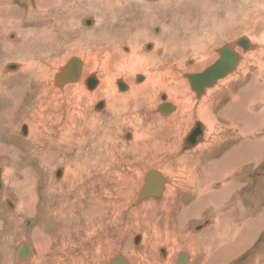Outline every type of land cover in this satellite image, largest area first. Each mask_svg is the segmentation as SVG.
Instances as JSON below:
<instances>
[{"label": "rangeland", "instance_id": "rangeland-1", "mask_svg": "<svg viewBox=\"0 0 264 264\" xmlns=\"http://www.w3.org/2000/svg\"><path fill=\"white\" fill-rule=\"evenodd\" d=\"M18 1H13V4L18 8H15L13 12H9L12 16L10 18L13 19H7L4 15L6 12H0V73H14L11 74L13 76L9 80L0 83V150H3L0 151L2 153L0 154V169H2L0 174L2 183L0 189V264H109L118 255L123 256L128 264H176L175 261L177 257L179 260L181 254H186L188 261L191 260L189 251L183 248L181 244L188 245V241L191 243L194 237L210 229L214 222L213 214H198L183 224L185 218L179 217V214L175 216L177 210L175 208L172 209L170 214H167L160 209L153 210L151 208L152 210L146 211L142 210L141 207L152 202V200L156 204L164 201L167 189L172 187L178 169L183 175H188V171L192 166L191 162H184L181 164L182 167L177 165V161L186 154L192 153L196 146L185 148L184 141L195 126L194 124L197 122L202 124L203 122L195 118L188 119L186 116L188 121L179 125L175 123L163 127L158 123H154L150 127L153 120L158 118L168 119L171 113L175 111L168 114L156 113L155 116L147 115L149 111L154 113L157 106L161 104L160 95H166V100L176 108V105L168 98L166 91L155 92V96L152 95L151 97L154 98L152 99L154 101L150 103V106L146 107L143 104L142 107L137 109L147 128L144 139L137 143V146L131 143L134 133L128 123L122 128L119 127L115 133L116 135H113V139L115 138V144L112 145L113 156L109 161H106L109 165L105 169L103 167V171L106 172L105 175L107 174L108 177L105 179L98 175L99 181L96 180L94 183L84 180L85 176L82 177V180L77 179L78 181L75 182L68 179L71 183L66 185L67 188H64L62 186L65 184L62 183L63 176L69 166L61 163L57 158L62 155L61 157L66 161L67 156L53 150H49V154L40 149L31 153L30 151H33L32 143H25V141L30 142L38 136L36 132L29 136V126L32 120L31 118L30 120L22 119L20 115L23 114L24 118L27 115H32L31 112L34 110L36 103L32 100L31 82L27 81L29 74L26 72L25 76L18 75L15 77L19 72L4 71L3 67L6 64L15 63L22 66V62L30 64V72L32 73L30 77L39 76L41 71L44 70L48 85L50 84L49 87L59 92L54 88L55 86H52L53 76L70 58L77 57L83 62V70L85 71H82L80 80L74 84L82 83L87 93H91V91L93 93V90L95 91L97 87L88 91L83 81L95 73L98 82H100V73L98 69H86L85 59L87 57L84 58L83 54L94 56L101 55L104 52L106 54V48L110 47L111 49L107 52L113 56L112 54H116L113 52L122 47L123 53L139 54L145 59L162 55H165L166 58L171 56L172 59H166L168 62L163 67L145 69L144 73H159L158 71H161L166 74L161 77L162 83H166L168 75L169 79L175 80L173 85H180L183 92H188L192 102L198 103L199 99H196L193 95L194 92L184 74L203 72L219 59L218 49L240 38L249 39L257 47V40L254 37L259 38L260 35L264 34V0H162V2L161 0H143L144 3L151 4V10L144 7L145 4L143 5L142 0H128V2H123L124 6H121V8L116 6L113 9L108 8L106 0H45V3L50 5L42 8L44 10L43 15L41 11L30 14L27 7L28 1ZM58 1H61L60 6H51V4L54 5ZM30 5H34V0H30ZM204 9L206 10L204 11ZM91 18L94 21L93 24H91ZM248 21L251 23L249 26ZM14 26L17 31L14 30ZM33 28L37 31L29 35ZM42 29L47 32L40 33ZM120 30L128 31L130 34H123V39L117 40L113 34ZM33 34L35 37H33ZM157 40L160 41L159 46L156 45ZM133 46L136 48L132 49ZM259 50L260 48L253 51L248 50L247 53L239 50L238 53L242 57V62L240 61L239 65L245 62L244 57L246 54H253V52ZM170 51L172 54H170ZM262 51L264 52V50ZM173 53H176L175 58ZM104 54L101 55V60L104 59ZM110 61L104 60V63ZM249 61L250 68L253 69L255 64L252 65L253 60ZM144 66L146 67V64ZM110 73L112 74V67ZM144 73L131 75V83L133 85L144 84L146 81ZM138 75L143 76V80L137 83L136 76ZM123 78L120 75L114 77L113 84L117 96L125 95L130 91L131 83ZM117 80L123 81L127 86L126 91L117 89L115 85ZM25 85L28 87L23 89L22 87ZM239 86L240 84L235 85L232 90H236ZM21 89H23L21 94L17 95V92L20 93ZM64 92L59 93L63 95ZM87 97H84L85 105L89 101L92 103L90 107H86L85 112L106 116L108 109L105 107H108V105L106 104L103 107V102L108 103L107 100L102 97L97 99L95 94L87 95ZM234 100L231 99L230 102ZM136 101L140 102L141 100ZM30 103L32 111L25 113L24 107L30 105ZM97 103H102V106L95 107ZM123 107L127 112L124 114L123 110L119 109L117 118L129 116L131 111L135 109L133 101ZM25 108L27 109V107ZM252 112L260 117L258 118V126L262 128L264 114L261 113L260 107L255 108ZM261 114L262 116H260ZM108 119L110 122H116L111 118ZM103 122L106 126L110 124V122ZM152 126L153 130L151 129ZM205 126L203 135L197 145L204 144L207 139L209 140L207 142H210L212 139L218 140L220 137H224L222 132L226 133L225 136H228V133L222 131L217 124L214 129L217 134L210 136L207 133V126ZM23 128H25V131L28 130L27 134L22 133ZM30 129L32 128L30 127ZM126 135L129 136L127 139H125ZM149 135L153 138L151 139ZM28 137L29 140H25ZM50 138L54 139L53 136ZM50 138H47L49 139L48 144L52 145L53 141ZM163 141L165 144H163ZM121 143L133 144L134 146L132 145L133 148L131 146L132 149L128 150L129 147H123ZM218 146L219 144L214 146L213 149L218 150ZM228 146H230V143ZM123 149L127 150V154L122 153ZM220 152L214 151L213 156L205 157L199 163V166L206 167L208 178V173H211L214 167L211 166V163L220 158L222 155ZM155 155L161 158L162 162L160 164L167 166L170 175L165 174L164 169L156 164L154 165L153 161L150 160ZM114 157L116 158L113 159ZM137 157L139 158L137 159ZM40 160L42 161L40 162ZM263 160L262 158L261 164L253 171L244 168V172L239 177L241 184L247 186V189L243 190L240 195L243 203L248 201V204H250V200H259L264 195ZM73 167L70 166V170L74 172ZM60 169L61 171H59ZM80 170H83V168H79ZM149 171H157L165 176L163 177L167 180L166 190L158 198L151 197L137 202L145 182V176ZM122 176L124 177L122 178ZM206 176L201 179L206 180ZM12 181L35 186L32 191L34 195L30 193V197L32 195L35 199L30 214L22 215L16 211L19 201L16 199L17 195L13 192L14 189L10 184ZM74 183H77L76 186ZM218 185L220 186L219 183H216L214 186H210V189H213L212 191L218 190ZM44 190L51 192L46 195ZM210 203L205 202L202 206L209 205L212 210L214 208ZM181 206V209L185 210L187 207L189 208V202ZM214 211L216 210L212 212ZM57 212H60L58 218L54 217ZM216 212L218 213V210ZM224 213H226L225 217L230 220V214L232 213L230 209H225ZM244 214L248 215L247 212ZM64 223H67V225H63ZM205 223V228L195 230V228ZM147 229H149L148 234H145ZM221 231L225 233L222 229ZM224 233L213 235L219 240L226 238L224 242L235 241L236 236L232 238V235H225ZM208 235H206L204 241L202 240L205 243L204 248L208 246ZM137 236H141V240L134 244L133 240ZM153 237H159V241L151 240ZM168 238L173 243L163 245L160 240L164 239V242ZM210 240L213 241L212 237ZM22 243L29 245L32 256L25 262L16 263V247ZM170 247H176V250L172 253L171 258H168ZM162 249H164L166 255L161 254ZM244 252L238 263L248 264L256 259L260 262L259 264L264 263V226L259 229V232L252 239L250 248Z\"/></svg>", "mask_w": 264, "mask_h": 264}, {"label": "bare ground", "instance_id": "bare-ground-1", "mask_svg": "<svg viewBox=\"0 0 264 264\" xmlns=\"http://www.w3.org/2000/svg\"><path fill=\"white\" fill-rule=\"evenodd\" d=\"M13 1L14 0H0V12L1 11L6 12L4 15L6 16L7 19H13V18H10L12 16L9 12H13L15 8L16 9L18 8V6H15L13 4ZM26 1H28L27 7L30 10V14L31 13L33 14V12L37 13L38 11H41L43 15L44 10L42 8H46L47 6L50 5V4H46L45 0H34V5H30V0H26ZM49 1H52V0H49ZM125 1L128 2V0H106V5L110 9H113V7L115 8L116 6L121 8V6H124L123 2ZM164 1H169V0H164ZM58 2H56L54 5L51 4V6H60L61 1H58ZM144 4H145L144 7H147L150 10L152 9V7L150 6L151 4H147L143 2V5ZM155 6H158V5H155ZM205 10L206 9H204V11ZM37 15L39 16V14ZM111 15L113 14L111 13ZM90 20H91V24H93L94 22L93 19L91 18ZM103 20H104V17H103ZM9 21H12V20H9ZM250 24L251 23L248 21V26ZM13 28L14 30L17 31L15 26ZM43 29L40 33L47 32V31H44ZM32 30L30 31L29 35L37 31L34 28ZM127 32L128 31L120 30V31L114 32L113 35L115 36L117 40H122L123 34L125 35L130 34L129 32L128 33ZM33 37H35L34 34H33ZM254 39L257 40V47L247 38L246 40L248 41V44H249V47L247 48H243L242 46L238 45L236 41L230 44H227L231 46V49L238 56L237 64L229 74H227L225 77L216 81V83L213 86L209 88L204 87L203 93L200 94L199 96L193 90L194 92L193 95L195 96L196 99H199L197 101L198 103L192 102L191 97H189L188 92L184 91L185 92L184 93L180 85H173L175 83V80L169 79L168 75H167L166 83H162L161 77L166 74H163L161 71H158L159 73H149V72L144 73L145 69L150 70V69L163 67V65H165V63L168 62L167 60L172 59L171 56L169 58H166L165 55H162L160 57H147L148 59H145V57H141L142 55H139V54L132 55L131 53L130 54L123 53L122 47L119 48V50L113 52V53H116L115 55L111 53L113 56H111L110 53L107 52L111 49L110 47H107L106 48L107 50L105 49L106 54H104L105 52L103 53L104 54L103 60H101L102 59L101 55L103 54L101 55L97 54L95 56L92 54H87V55L83 54L84 58L87 57V59H85L86 69L87 70L98 69L100 73V82H98V79L95 73L91 74L89 77H87L83 81V84L85 88L87 87L86 89L88 91L93 90L95 87H97L95 91L93 90V93L92 91L91 93H87L82 83L74 84L80 80L82 71H85L83 70V62L77 57L70 58L59 69V71L56 72L55 75L53 76L52 86L53 87L55 86L54 88L59 90L60 93L64 92V87H65V92L63 95L60 94L58 91L53 90L49 87L50 84L48 85V82H47L48 79L46 77V74H44V70L41 71V74L39 76L30 77V75L32 74L30 72L31 66L30 64H27L26 62H25L26 64L22 62L23 64L22 66L17 63L10 64V65L6 64L5 67L3 68H4V71H14V72L16 71L15 73L19 72V74L15 75V77L18 75L22 76L26 72L29 74L27 81L31 82L30 89L33 95L32 100L36 101V103L34 105L33 111H32L31 103L30 105H27V106L25 105L27 109L24 107V112L30 113V111H32L31 112L32 115H27L25 118L23 117V114H20V115L22 116V119L30 120L31 118L32 120L29 126V136L30 134H33L34 132L38 133V136L37 138L30 140V142L25 141V143H29V144L32 143L33 151L31 150L30 151L31 153L32 152L34 153L36 152V150L38 151L40 149V150L45 151L47 154H49V150H53L55 152L57 151V153L65 154L64 156H67L66 161L63 160V157H61L62 155L59 156V158H57L58 160H60L61 163H64L66 164V166H69L66 169V172L63 176L62 183H65V184L62 186H64V188H67L66 185L71 183V181H74V182L78 181L77 179L82 180L83 176H85L84 180L88 181L89 183H94V181L96 180L99 181V176H102V178L106 179L108 175L107 174L105 175L106 172L104 173L103 167L105 169L106 166L109 165L107 164L106 161H109V159H111V157L113 156L112 153L114 150H112V145L115 144V138L113 139V135H116L115 133L119 129V127L122 128L128 123L129 126L132 127L133 133H134L131 143L137 146V143L142 141L145 137L144 135L147 133V128L145 127L146 124L144 125L142 121L143 120L142 116L137 112L138 107H142L143 104H145L146 107L150 106L151 105L150 103H153L154 101L152 100L154 98H151V97L152 95L155 96L154 95L155 92L166 91L168 98L172 100V102L176 105V108L166 100L167 98L166 95H160L159 97L162 101L161 104L166 103L170 106L171 109L165 112L159 111L158 108L161 105L160 104L157 106L156 111H154V113H151L149 111L147 115L155 116L156 113L168 114L174 110L175 111L173 113L176 115L171 113V116L168 119H164V118L155 119L150 123V127H151V124H154V123L156 124L158 123L159 125L163 127L164 125H168V124L174 125L175 123L179 125L180 123H184L188 121V119L190 118H195L197 120L199 119L203 123L201 124L197 122L196 124H194L195 126L192 128L191 132H189V135L186 137L184 141L185 148H191V147L196 146L193 149V151L191 150L192 153L186 154L184 157H182V159L177 161L178 162L177 165L179 166L186 161L191 162L192 166L190 170L188 171V175L186 173L185 174L187 176L183 175L182 173H180V169H178L176 176L174 178V183L172 187H169V189H167V194L164 197V201L156 204L152 200V202L146 203L141 208L142 210H146V211L152 210L151 208H153V210L160 209L163 212L165 211V213L167 214H170L172 212V209L175 208L177 209L175 212V216L179 214L180 215L179 217L185 218V221L183 222V224L185 222H188V219L193 218L197 216L198 214H203V213L213 214L212 216L214 217L213 218L214 222H213L212 227H210V229L194 237L191 243L188 241V245L184 246L183 244H181L183 248L189 251L191 255V260L189 259L188 261V256L186 254H181L184 256L183 261L180 262L177 257V260L175 261L176 264H179V263L180 264L182 263L184 264L185 263L187 264H241V263H238V260H240L241 257H243L244 255L243 253H245L244 251L249 249L248 247L251 246L252 239L259 232V229L262 228V226H264V195L259 200L258 199L250 200L249 201L250 204H248V201L243 203L240 198V195L243 192V190L247 189L246 185L241 184V179L239 178L242 175V172H244V168L247 170L253 171L255 170L256 167L259 166V164H261L260 163L261 159L262 158L264 159V124L262 128H260L258 126V118L260 117H257L256 113L252 112L255 108L260 107L261 113L264 114V52L262 51L264 50V34L260 35L259 38H256L255 36ZM156 45L157 46L160 45L159 40L156 41ZM152 47L154 48L153 45ZM135 48L133 46L132 49H135ZM257 48L258 49L260 48V50L253 52V54H246L244 57V59H246L245 62L242 65H239L240 61L242 62V57L240 53H238L239 50H243L242 52L247 53L246 51L248 50L253 51L254 49H257ZM170 54H172L171 51H170ZM173 54H175L173 55V57L175 58L176 53H173ZM113 57H115L116 59ZM74 58L78 59L81 62L80 65H77L75 64V62H73L71 64L73 67H70L69 70H66V68L64 67L67 65V63L71 59H74ZM104 60H108V61L111 60L112 62L110 61V62L104 63ZM249 60H253L251 62L252 65L255 64V66H253V69L250 68ZM145 64H146V67L144 66ZM111 67H112V74L110 73ZM135 73L145 74L146 81L144 84L141 83V85L139 84L133 85L131 83L132 82L131 75H134ZM11 74H14V73H6V74L0 73V83H3L4 80H9V78L13 76ZM57 75H60L58 76V79H57ZM116 75L123 76L128 83H131L129 93L125 95L117 96L116 90L113 84L114 77ZM186 75L184 74V77L187 79L189 83V80L186 77ZM142 80H143V76L141 75L136 76L137 83ZM118 82L120 84L121 82L123 83V81L117 80L115 82L117 89L119 91H126L127 86H125V88H122V87L120 88L118 85ZM21 84L19 85L22 86ZM88 84H90V86H93V85L94 86L92 88H88L87 86ZM237 84H240V86L236 90L233 91L232 89H234V86ZM189 86H190V83H189ZM27 87L28 86L25 85L22 88L24 89ZM23 89L20 90V93L17 92V95H20ZM25 94L26 92L24 93V95ZM91 94H95V98L97 97V99L102 97L107 100L106 102L108 103L103 102V107L106 104L108 105V107L107 106L105 107L108 109L106 116H101V115H96V114H87L85 112L86 107H90V104L92 102L89 101L85 105L84 97L88 98L87 95H91ZM10 96L12 95L10 94ZM139 99L141 101L137 102L136 100H139ZM231 99H235V100L233 102H230ZM131 101H133V106L135 108L134 110L131 111V115L129 116L124 115L125 117L117 118L118 110L122 109L125 114L127 111L126 109H124L123 106H126V104H130ZM36 105H37V108H36ZM99 105L101 104L97 103L95 107L97 106L99 107ZM186 116L188 119L186 118ZM260 116H262V114ZM108 118H111L115 120L116 122H110ZM103 121L108 122V123L110 122V124L106 126ZM216 124L217 126L221 127L222 131L227 132L228 136L227 135L225 136L226 133L222 132L224 137L223 136L220 138L218 137L219 138L218 140L212 139V141L210 140V142H207L209 141L207 139L206 141L207 143L205 142L204 144L202 143V145H197V143L199 144L200 139L203 135L204 126L205 125L207 126V129H208L207 133L208 135L210 134L211 136V135L217 134V131L214 130L216 128ZM30 127L32 129H30ZM156 127L158 128V126ZM151 129L153 130V126ZM21 131L23 134H27L28 132V130L25 131V128H23V130ZM51 136H53L54 139H51L50 138ZM48 137L53 141L52 145L48 144V140H49L47 139ZM128 137L129 136L126 135L125 139H127ZM25 140H29V137L28 139H25ZM229 143H230V146H228ZM121 144L123 147H129L128 150L132 149L134 146L133 144H132L133 146L126 145L125 143H121ZM163 144H165L164 141H163ZM218 144H219L218 149L219 150L221 149V151H223L222 148L224 149L227 148L225 151L226 157L225 159L222 160V163H220L223 168V171L222 173H220V175L216 174V176L207 178L209 181L201 179L205 176L204 172L206 170V167L199 166V163L201 162L203 158L209 157L210 155H212L211 153L216 151L215 149H213V147L217 146ZM167 145L169 144L167 143ZM158 146H159V143H158ZM126 149H123L122 153L127 154ZM0 151H3V150H0ZM53 158L56 159L55 156H53ZM115 158L116 157H114L113 159ZM138 158L139 157H137V159ZM150 160L153 161L154 165L156 164L160 168L164 169L165 174L170 175L167 169V166L165 164H160V162H162L161 158H158L155 155ZM41 161L42 160H40V162ZM123 162H126V161H123ZM111 163L114 164L113 162ZM70 166H74L73 167L74 172L70 170ZM79 168H83V170L79 171ZM1 171L2 169H0V174H1ZM59 171H61V169ZM150 172L157 173V175L159 174L160 179L158 178L159 180L158 183H160L161 185H159L160 187H158V189H160L161 191L158 195L146 196L145 198L140 199L141 192L146 183L147 175ZM9 175L11 176L10 171H9ZM163 176L157 171H149L145 176V182L139 193L137 202H141L144 199L151 198V197L158 198L161 195H163L166 190V186H167L166 184L167 180L164 178L165 176L164 177ZM123 177L124 176H122V178ZM68 179L71 181H69ZM216 183L220 184V186L218 185L219 189L212 191L213 189L211 190L210 186H214ZM0 184H1V187H0L1 189L2 188L1 177H0ZM10 184L12 185V188L14 189L13 192L17 195L16 199L19 201L16 211H18L22 215L30 214V211L32 209V204L35 203V199L32 195L30 197V193H32L35 186H31L26 183H17L13 181ZM149 187L151 188L150 184H149ZM44 191L46 192V195H48L47 194L48 192H51V191H46V190ZM30 198L32 201L30 200ZM188 202H189V208L187 207V209L182 210L181 205H183L184 203H188ZM205 202H211L212 204L211 203L210 204L213 206L214 209L211 210L209 205L202 206V204ZM47 207L50 208L49 205H47ZM228 208L230 209V212H232L230 214V217H231L230 220L227 219V217H225L226 213H224V210ZM213 210H216V211L218 210V213L216 211L212 212ZM220 210H221V214H220ZM246 212L248 214L247 216L246 214H244ZM58 215L60 216V212L59 213L57 212L54 217L58 218ZM233 224L234 226L232 229L234 230L232 231L231 227ZM63 225H67V223L66 224L64 223ZM205 225L206 223L204 225L199 226L198 228H195V230H199V229L202 230L203 228H205L204 227ZM221 229L225 232L226 231L234 232V233L232 232L231 233L233 236L237 237L235 238V242H234L235 245L237 244L236 246L237 250L235 249L234 244L233 246L230 244L229 245L222 244V242H224L226 238L222 239L223 240L222 242L219 241V239L215 238V235H213L215 231H217L215 233L216 235L224 233L221 231ZM148 231L149 229L146 230L145 234H148ZM152 231L154 232V230ZM207 234H209L208 235L209 236L208 246L207 248H204L203 246L204 243L202 242V240L203 241L205 240ZM210 236L212 237L213 241L210 240L211 239ZM239 238H240L239 240L240 242L238 241ZM140 240H141V236H137L134 238L133 243L137 244L138 241L140 242ZM151 240H155L158 242L159 237H153L151 238ZM163 240L162 239L160 240L163 243V245H169L173 243V241H169V238L166 239L164 242ZM44 244L45 243L43 239V245ZM28 248L30 250V256L23 258L21 262L22 261L25 262V260H29L31 258L32 250L29 247V245H28ZM175 250H176V247L175 248L170 247V250H169L170 253H169L168 258H171V256L173 255L172 253ZM161 254L166 255V252L164 251V249L161 250ZM118 256H120L124 260V262L128 264V262L124 259L123 256L121 255H118ZM116 257H114L112 260H114ZM17 262L19 261H18V255L16 254V263ZM250 262L251 263H248V264H259L260 263L257 259L252 260Z\"/></svg>", "mask_w": 264, "mask_h": 264}, {"label": "water", "instance_id": "water-1", "mask_svg": "<svg viewBox=\"0 0 264 264\" xmlns=\"http://www.w3.org/2000/svg\"><path fill=\"white\" fill-rule=\"evenodd\" d=\"M236 43L242 46L243 48L249 47V44L246 38H240L236 41ZM217 52L220 58L213 65L209 66L207 69H205L201 73L186 75V77L189 80L191 89L194 90L198 96L203 93L204 87L209 88L213 86L216 83V81H218L219 79L229 74L237 64L238 56L231 49L230 45H225L221 47L220 49L217 50ZM73 62H75V64L77 65H80L81 63L78 59L74 58V59H71L64 68H66V70H69L70 67H73L71 65ZM58 76L60 75H57V79H58ZM118 85L120 88L121 87L125 88V85L122 82L120 84L118 82ZM87 86L88 88H92L94 85L90 86V84H88ZM100 104L101 105L99 106H102V103ZM158 109L159 111L165 112V111L170 110L171 108L168 104L164 103V104H161ZM158 178L160 179L159 174L157 175V173L150 172L147 175L146 183L141 192L140 199H143L146 196L158 195L160 193L161 190L158 189V187H160L159 185L161 184L158 183L159 182ZM149 184L151 188L149 187ZM0 187H1V184H0ZM16 254L18 255L19 262H21L23 258L30 256V250L28 248V245L25 243L20 244L16 248ZM183 258L184 256L180 255L179 261L182 262ZM110 264H126V263L120 256H117L114 260L110 262Z\"/></svg>", "mask_w": 264, "mask_h": 264}, {"label": "crops", "instance_id": "crops-1", "mask_svg": "<svg viewBox=\"0 0 264 264\" xmlns=\"http://www.w3.org/2000/svg\"><path fill=\"white\" fill-rule=\"evenodd\" d=\"M227 149V148H226ZM226 149H224V148H222V150L223 151H221V149L219 150H216V151H218V153L220 152L222 155L220 156V158L217 160V161H214V162H212L211 163V166L213 167V169L211 170V173H208L209 174V177L211 178V177H213V176H216V174L217 175H220V173H222V171H223V168H222V166H221V164L220 163H222V160L223 159H225V157H226V155H225V151H226ZM215 151V152H216ZM2 154V153H1ZM212 155H210V156H213L214 154L213 153H211ZM210 166V165H209ZM204 174H205V176L207 175V169L205 170V172H204ZM208 176V175H207ZM206 176V177H207ZM208 178V177H207ZM206 181H209L208 179H206ZM205 182V181H204ZM234 223V222H233ZM233 226H234V224L232 225V227H231V229L233 228ZM234 229H232V231H233ZM231 231V232H232ZM229 232V231H226L224 234L225 235H232V233H234V232ZM213 234H215V233H213ZM222 234V233H221ZM233 236V235H232ZM237 238V237H236ZM240 240V238L238 239V241ZM219 241H223L222 239L221 240H219ZM224 241H226V240H224ZM235 241H232V242H222V244L223 245H232L233 246V244H234V246H235V249L237 250V244L235 245V243H234ZM240 242V241H239ZM205 244V243H204ZM208 244V243H207ZM221 244V243H220ZM219 244V245H220ZM239 246V245H238ZM248 248H250V247H248ZM243 255V254H242ZM211 258V257H210Z\"/></svg>", "mask_w": 264, "mask_h": 264}]
</instances>
